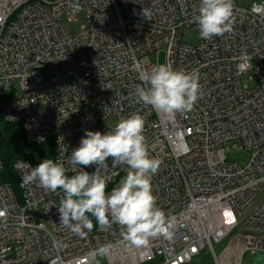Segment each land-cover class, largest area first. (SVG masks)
I'll use <instances>...</instances> for the list:
<instances>
[{
	"label": "built area",
	"instance_id": "built-area-1",
	"mask_svg": "<svg viewBox=\"0 0 264 264\" xmlns=\"http://www.w3.org/2000/svg\"><path fill=\"white\" fill-rule=\"evenodd\" d=\"M199 3L0 0V96L13 91L15 79L21 90L1 106L2 118L20 122L28 142L52 138L55 161H64L70 177L80 170L68 160L85 129L106 133L115 126H105L108 119L139 113L150 155L163 162L152 178L153 194L176 222L172 239H152L145 247L124 243L118 224L105 230L95 220L81 239L59 224L62 190L22 186L21 176L34 166L17 160L19 196L0 182V264H101L93 253L105 244L112 245L107 264H187L202 251L215 264H244L245 253L264 254V200L242 211L264 187V0L249 7L233 0V31L199 35L190 44L183 37L189 30L199 34ZM79 19L83 24L72 35L66 22ZM165 62L198 70L201 96L190 112L167 114L137 103L139 74ZM248 72L252 86L242 80ZM234 140L248 153L244 164L228 154ZM107 163L110 192L126 171L111 168L112 158ZM84 170L92 173L95 166Z\"/></svg>",
	"mask_w": 264,
	"mask_h": 264
},
{
	"label": "clouds",
	"instance_id": "clouds-1",
	"mask_svg": "<svg viewBox=\"0 0 264 264\" xmlns=\"http://www.w3.org/2000/svg\"><path fill=\"white\" fill-rule=\"evenodd\" d=\"M233 13V0H200L194 17L200 37L212 39L231 33ZM143 15L150 19L148 9L143 10ZM138 79L141 83L135 86L134 93L137 103L157 112H190L201 96L198 70H179L165 62L150 74L140 73ZM144 129V117L139 113L120 118L106 133L85 129L79 146L73 149L68 160L74 170L80 169L76 174L69 177L64 161L46 158L35 167L28 165L30 171L21 176L22 186L38 184L52 193L62 190L59 224L81 239L93 230V220L105 230L112 223L118 224L122 241L132 247L148 246L152 239L160 237L172 239L175 218L157 205L152 187V178L163 162L150 155ZM108 158H112L111 168L123 167L126 171L110 192L107 186L111 177L106 175L110 169ZM91 166H95L94 172L84 170ZM53 246L66 247L60 241H53ZM111 249V244H105L93 255L107 257Z\"/></svg>",
	"mask_w": 264,
	"mask_h": 264
},
{
	"label": "trees",
	"instance_id": "trees-1",
	"mask_svg": "<svg viewBox=\"0 0 264 264\" xmlns=\"http://www.w3.org/2000/svg\"><path fill=\"white\" fill-rule=\"evenodd\" d=\"M8 95L0 96V108ZM0 154L3 163L0 170V182L9 183L19 196L20 190L14 163L17 160H25L35 167L46 158L55 161L54 140L49 138L41 143L28 142L23 134L22 124L20 122H7L0 113ZM150 262L157 264L158 261Z\"/></svg>",
	"mask_w": 264,
	"mask_h": 264
},
{
	"label": "rangeland",
	"instance_id": "rangeland-1",
	"mask_svg": "<svg viewBox=\"0 0 264 264\" xmlns=\"http://www.w3.org/2000/svg\"><path fill=\"white\" fill-rule=\"evenodd\" d=\"M252 0H237L238 5L242 6V7H249L251 4ZM82 15H79V18H81ZM83 24L82 20H78V21H70V22H66V27L68 29V31L72 34L75 35L81 25ZM199 39V34L195 31V30H189L186 31L183 40L184 42L190 43V44H194L198 41ZM152 56L154 58H156V55L152 54ZM159 61L162 62L163 61V52H161L159 54ZM43 73L46 74L47 70L45 68L42 69ZM249 72L245 73L242 75V80L243 82L248 83L250 86L253 85V80L249 79ZM21 94V90H20V85H19V80L15 79L13 81V91L5 98V100L3 101L5 103H8L14 99H16L19 95ZM117 122V118L113 117L108 119L107 121L104 122L105 126H112L115 125ZM237 145L236 147H232V150L230 151V153H228L232 158L239 160V162L241 164H244L247 162L248 160V153L247 151L241 147V142H239L238 140H234L231 142V145ZM63 197H57L56 200L60 202V200ZM264 200V187L255 195V197H253V199L245 205V207H243L242 211L243 213L247 214L248 212L252 211L254 208H256L262 201ZM226 242V239H224L222 242L220 243H216L215 246V250L216 252H219V250L224 246ZM253 255L249 252L245 253L244 255V261H251L253 259ZM99 261L101 264H107L106 260L104 257H98ZM144 264H156L155 262H148V263H144ZM187 264H215L214 260H213V256L211 253L209 252H205L202 251L198 256H196L195 258L192 259V261H190Z\"/></svg>",
	"mask_w": 264,
	"mask_h": 264
},
{
	"label": "water",
	"instance_id": "water-1",
	"mask_svg": "<svg viewBox=\"0 0 264 264\" xmlns=\"http://www.w3.org/2000/svg\"><path fill=\"white\" fill-rule=\"evenodd\" d=\"M244 264H264V254H256L250 262Z\"/></svg>",
	"mask_w": 264,
	"mask_h": 264
}]
</instances>
